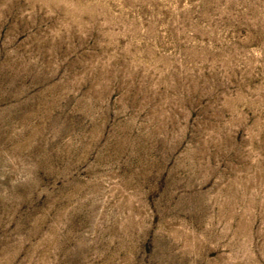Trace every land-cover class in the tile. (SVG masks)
I'll list each match as a JSON object with an SVG mask.
<instances>
[{
    "label": "rangeland",
    "instance_id": "obj_1",
    "mask_svg": "<svg viewBox=\"0 0 264 264\" xmlns=\"http://www.w3.org/2000/svg\"><path fill=\"white\" fill-rule=\"evenodd\" d=\"M0 264H264V0H0Z\"/></svg>",
    "mask_w": 264,
    "mask_h": 264
}]
</instances>
